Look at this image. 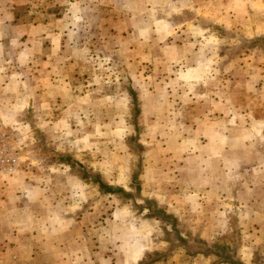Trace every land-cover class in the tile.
<instances>
[{"label": "rangeland", "instance_id": "1", "mask_svg": "<svg viewBox=\"0 0 264 264\" xmlns=\"http://www.w3.org/2000/svg\"><path fill=\"white\" fill-rule=\"evenodd\" d=\"M71 2L0 0V264H264V0Z\"/></svg>", "mask_w": 264, "mask_h": 264}, {"label": "built area", "instance_id": "2", "mask_svg": "<svg viewBox=\"0 0 264 264\" xmlns=\"http://www.w3.org/2000/svg\"><path fill=\"white\" fill-rule=\"evenodd\" d=\"M4 139H6L5 135L0 136V174L14 172L20 161L18 155L10 146L3 147L2 142L4 143Z\"/></svg>", "mask_w": 264, "mask_h": 264}, {"label": "crops", "instance_id": "3", "mask_svg": "<svg viewBox=\"0 0 264 264\" xmlns=\"http://www.w3.org/2000/svg\"><path fill=\"white\" fill-rule=\"evenodd\" d=\"M86 0H74V3L71 2V6L68 9H65V11H63V15H61V17L59 18V21H61V23H65L68 21V15H72L73 17H78L81 13V5L82 3H85ZM89 2H94V1H98V0H87ZM65 4V3H64ZM66 12V15H65ZM70 13V14H69ZM66 19V20H64ZM45 24V23H43ZM49 25V24H47ZM36 27V26H34ZM39 27H43V26H39ZM56 34V33H55ZM62 40L63 37L60 38H56V41L54 43H57L60 45V50H62Z\"/></svg>", "mask_w": 264, "mask_h": 264}, {"label": "trees", "instance_id": "4", "mask_svg": "<svg viewBox=\"0 0 264 264\" xmlns=\"http://www.w3.org/2000/svg\"><path fill=\"white\" fill-rule=\"evenodd\" d=\"M100 184V186L102 188H104L105 190H108L110 192H113L114 190L112 188H110L109 186H107L106 184H104L103 182H98Z\"/></svg>", "mask_w": 264, "mask_h": 264}]
</instances>
